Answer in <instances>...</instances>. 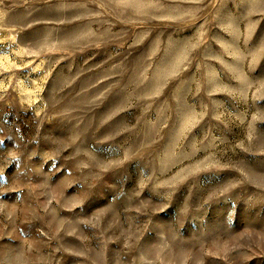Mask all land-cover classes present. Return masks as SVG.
<instances>
[{
  "label": "rangeland",
  "instance_id": "1",
  "mask_svg": "<svg viewBox=\"0 0 264 264\" xmlns=\"http://www.w3.org/2000/svg\"><path fill=\"white\" fill-rule=\"evenodd\" d=\"M0 264H264V0H0Z\"/></svg>",
  "mask_w": 264,
  "mask_h": 264
}]
</instances>
